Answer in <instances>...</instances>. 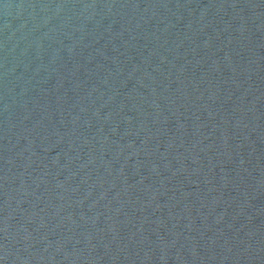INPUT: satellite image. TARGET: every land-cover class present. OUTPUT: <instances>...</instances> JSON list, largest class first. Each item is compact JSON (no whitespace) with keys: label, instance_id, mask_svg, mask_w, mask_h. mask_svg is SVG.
Segmentation results:
<instances>
[{"label":"water","instance_id":"95a60500","mask_svg":"<svg viewBox=\"0 0 264 264\" xmlns=\"http://www.w3.org/2000/svg\"><path fill=\"white\" fill-rule=\"evenodd\" d=\"M0 264H264V0H0Z\"/></svg>","mask_w":264,"mask_h":264}]
</instances>
